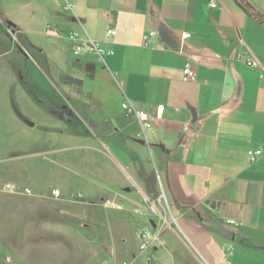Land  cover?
Wrapping results in <instances>:
<instances>
[{
    "label": "crops",
    "instance_id": "obj_1",
    "mask_svg": "<svg viewBox=\"0 0 264 264\" xmlns=\"http://www.w3.org/2000/svg\"><path fill=\"white\" fill-rule=\"evenodd\" d=\"M210 1L0 0V47L34 53L46 77L32 74L30 94L70 127L50 122L49 129L81 139L38 154L96 156L81 161L86 174L67 182L66 191L79 187L87 206L99 209L106 199L126 207L112 208L119 212L150 209L157 218L147 219L148 230L161 234L155 250L169 231L200 264H264V155L249 158V150L264 146V25L236 0H218L217 8ZM245 1L264 14V0ZM109 29L116 34L108 36ZM152 31L157 39L145 43ZM88 38L114 54L76 55ZM188 62L197 71L194 82L183 81ZM127 98L151 112L154 129L147 137L124 113ZM59 105L69 116L60 115ZM77 123L82 129L74 132ZM68 159L50 161L62 167L76 160ZM60 191L53 196H65ZM161 205L178 225H164L152 209ZM118 217L119 236H125V217ZM228 218L244 225H227ZM114 241L106 247L111 255Z\"/></svg>",
    "mask_w": 264,
    "mask_h": 264
},
{
    "label": "rangeland",
    "instance_id": "obj_2",
    "mask_svg": "<svg viewBox=\"0 0 264 264\" xmlns=\"http://www.w3.org/2000/svg\"><path fill=\"white\" fill-rule=\"evenodd\" d=\"M22 67L42 80L46 77L27 47H0V264H200L181 239L169 237V231L159 250L154 245L141 249L139 230H148L152 223L147 219L157 218L150 209L139 208L143 215L107 206L99 209L76 198L79 187L66 191L67 182L86 174L81 161L95 155L80 150L38 154L77 145L81 139L49 129L50 122L68 131L70 127L33 99ZM81 129L77 123L72 130ZM59 157L76 160L62 167L50 161ZM7 183L17 186L15 192L4 189ZM26 187L33 196H26ZM54 188L65 196L55 198ZM120 215L125 217V236H119ZM113 239L115 255L106 249Z\"/></svg>",
    "mask_w": 264,
    "mask_h": 264
},
{
    "label": "built area",
    "instance_id": "obj_3",
    "mask_svg": "<svg viewBox=\"0 0 264 264\" xmlns=\"http://www.w3.org/2000/svg\"><path fill=\"white\" fill-rule=\"evenodd\" d=\"M210 6L212 8H217L218 0H211ZM66 9H72L71 5L67 4ZM107 34L108 36H114L116 34V30L109 29ZM70 36L71 38L78 39L77 34H72ZM151 39H155V40L157 39V33L155 31H152L144 36L145 43ZM85 53H95V54H98L104 57L105 55H113L114 51L106 50L98 42L92 40L91 38H88L86 40H81L75 49L76 55H81ZM250 64L253 68L258 67V62L256 61H251ZM196 79H197V71L195 67L190 62L186 63L184 67V71H183V81L184 82H194L196 81ZM122 109L126 115L130 117H134L139 121V123L142 126L143 134L146 137L148 136V132L154 129L153 116L151 115V112L148 109L137 107L128 98L122 103ZM163 111H164V106L163 105L158 106L156 108V115L160 117ZM263 155H264V146L249 150V158L251 162H256ZM0 184H1V181H0ZM16 188L17 186L12 183H7L4 187L5 190L11 191V192H15ZM25 192L27 194L32 193V191L28 188L25 189ZM53 194L56 197H58L61 195V191L58 189H55L53 191ZM76 198L82 200L84 199V195L82 193H79L76 196ZM159 201H162V198H160ZM104 202L107 207H114L120 210L123 209V206L121 204H118L112 199H106ZM152 209L156 214L161 216L165 226L178 225V220L175 217V215L170 211V208H167L166 206L164 207L163 205H161L160 209H158L156 206H153ZM226 224L230 226H234V227H240L244 225V222L239 221L234 218H228L226 220ZM139 238L141 240V249L145 250L150 245H154L155 243L160 242L161 234L154 235L150 230H142L139 234ZM107 264H135V263L130 262V261H123L119 263L111 262Z\"/></svg>",
    "mask_w": 264,
    "mask_h": 264
},
{
    "label": "flooded vegetation",
    "instance_id": "obj_4",
    "mask_svg": "<svg viewBox=\"0 0 264 264\" xmlns=\"http://www.w3.org/2000/svg\"><path fill=\"white\" fill-rule=\"evenodd\" d=\"M22 70H23V68H21V73H22V76L25 79V84L27 85L28 90L30 91V93H35L34 92V86H33V77L31 75V73L30 72H27L28 75L25 76V74H24V72ZM38 99H40V101H42L43 102V105H45L46 107H52V106H50V103H53V101H51L49 99H47V100L46 99H42L41 100V98H38ZM57 110H58L59 113H61L60 115H63L64 114L65 116L66 115L69 116V113L65 109L64 106L59 105Z\"/></svg>",
    "mask_w": 264,
    "mask_h": 264
},
{
    "label": "trees",
    "instance_id": "obj_5",
    "mask_svg": "<svg viewBox=\"0 0 264 264\" xmlns=\"http://www.w3.org/2000/svg\"><path fill=\"white\" fill-rule=\"evenodd\" d=\"M236 1L240 3L239 0H236ZM242 1L245 2L249 6V9H251V10H248L245 8V11L249 12L250 15L255 18V20H257L260 24L264 25V14H262L261 12L255 11L253 9V7H251V5L249 3H247L245 0H242ZM240 5H241V3H240ZM252 10H254V11H252Z\"/></svg>",
    "mask_w": 264,
    "mask_h": 264
},
{
    "label": "water",
    "instance_id": "obj_6",
    "mask_svg": "<svg viewBox=\"0 0 264 264\" xmlns=\"http://www.w3.org/2000/svg\"><path fill=\"white\" fill-rule=\"evenodd\" d=\"M239 1H240L241 5H242L244 8H246V9L249 8V6H248L245 2H243L242 0H239ZM31 124H33V123H31ZM33 125H34V124H33Z\"/></svg>",
    "mask_w": 264,
    "mask_h": 264
}]
</instances>
